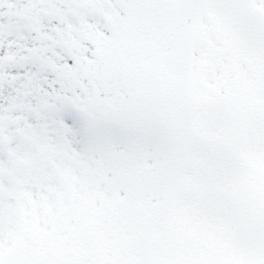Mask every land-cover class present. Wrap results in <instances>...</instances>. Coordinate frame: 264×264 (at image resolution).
I'll return each instance as SVG.
<instances>
[{"label": "snow or ice", "instance_id": "snow-or-ice-1", "mask_svg": "<svg viewBox=\"0 0 264 264\" xmlns=\"http://www.w3.org/2000/svg\"><path fill=\"white\" fill-rule=\"evenodd\" d=\"M0 264H264V0H0Z\"/></svg>", "mask_w": 264, "mask_h": 264}]
</instances>
